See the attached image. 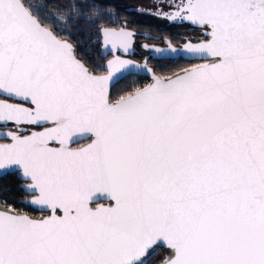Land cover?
I'll return each instance as SVG.
<instances>
[{"label": "snow or ice", "instance_id": "obj_1", "mask_svg": "<svg viewBox=\"0 0 264 264\" xmlns=\"http://www.w3.org/2000/svg\"><path fill=\"white\" fill-rule=\"evenodd\" d=\"M106 7L0 0V174L38 213L0 202V264H264V0L137 9L200 34L141 45L203 61L171 75L121 58L126 24L87 37L111 59H81ZM132 68L150 82L114 100Z\"/></svg>", "mask_w": 264, "mask_h": 264}, {"label": "trees", "instance_id": "obj_2", "mask_svg": "<svg viewBox=\"0 0 264 264\" xmlns=\"http://www.w3.org/2000/svg\"><path fill=\"white\" fill-rule=\"evenodd\" d=\"M103 3L111 5L112 7H106L102 9L103 15L99 18L96 26H86L84 24H81L79 35H74V39H81L83 41V44L81 47H79L78 51L85 54L81 57V59H85L86 62L90 65L101 64L105 61V59L99 56V44H90L87 40V37L89 35L92 36L93 40L97 39L94 33L97 32L101 25L103 27H119L122 23H125L127 25V28H130L138 33L137 37H135L134 39V41L136 42L135 45H137L138 47L140 46L138 42L141 39L148 40L142 37L143 35L150 36L156 39H158V37H164L162 40L166 43V40H169L167 37H171V34L177 29L170 28L171 26L165 28L160 27L158 22L152 21L150 19L149 15L145 16L138 12L129 10L125 2H111L103 0ZM173 24L178 25L181 28V31H185L187 27H191L186 23L183 25L176 23ZM165 32H167V34ZM184 40L185 38H180L179 41L183 42ZM181 66L182 65H179L176 61H174L173 63L161 64L159 72L161 73V75H171L172 73L179 70ZM130 76H132V78H128L129 76H127L110 89V94L114 100L127 91L144 86L146 82L145 78L134 75ZM6 187H8L9 193H7L8 191L6 190L8 189H5ZM17 196L18 192H15L13 190V181L10 179H6L5 184L0 186V198L6 201L7 204H13L15 205V207H17L15 202V197ZM159 257L160 256L156 254V258L151 261V264H157L160 259Z\"/></svg>", "mask_w": 264, "mask_h": 264}, {"label": "flooded vegetation", "instance_id": "obj_3", "mask_svg": "<svg viewBox=\"0 0 264 264\" xmlns=\"http://www.w3.org/2000/svg\"><path fill=\"white\" fill-rule=\"evenodd\" d=\"M170 28H177L176 31L171 34V37H167L172 42L174 47H178V48L181 47L183 45V43L186 42V38L190 39L193 43H196L200 39V34L197 33L196 31H194L192 29V27H187L185 29V31H181L180 30L181 28L178 25H175V27H170ZM165 33L167 34V32H165ZM163 38L164 37H158V39L151 38L148 40L141 39L138 42L140 44L139 47L137 45H135L136 42L134 41L133 52H132V55L130 58H132L138 62H141L142 59L145 57L146 58V64L148 66H150L151 68L155 69L156 73L159 75H161V73L159 72V68L161 67V64L173 63L174 61H176L179 65H182L181 68L179 70H177V71H180V70L185 69L189 66L203 62V61L194 59L191 56H183V55L176 57V58H173V59H159V58H156L154 53L149 52L146 49L141 47V45L148 44L150 46L165 48V47H167V45H166L165 41L162 40ZM180 38H185V40L183 42H180L179 41ZM128 78H132V76H129ZM145 80H146L145 84H147L148 80L146 78H145ZM0 142H3V141H0ZM6 179H10L13 181V190L15 192H18V196L15 197V202H16L17 208L21 209V211L28 212L31 215L38 216V213L33 211L31 208L22 206V200L24 199V197H23V193H21L18 190L21 186V182L18 180L17 176L14 174H11V173H5L2 177H0V186L5 184ZM5 189H8V187H6ZM6 191H8L7 193H9V189ZM3 201L4 200L0 198V202H3ZM94 206H98V205H94ZM156 254H158L160 257L166 256V252L163 249L158 250V252Z\"/></svg>", "mask_w": 264, "mask_h": 264}, {"label": "water", "instance_id": "obj_4", "mask_svg": "<svg viewBox=\"0 0 264 264\" xmlns=\"http://www.w3.org/2000/svg\"><path fill=\"white\" fill-rule=\"evenodd\" d=\"M122 25H125V23H122L119 27H109V28H116V29H119ZM129 31L133 32L134 33V36H133V43H134V39L135 37H137V34L136 31L130 29V28H127ZM99 30V29H98ZM97 30V31H98ZM142 37H145V35H143ZM132 52H133V48L132 50H130V53L129 54H126L124 53L123 51H121L120 53H118L121 58H124V59H129L131 61H133L134 63H139L141 65L145 64L146 63V58L144 57L142 59L141 62H138L131 57L132 55ZM110 53V46H109V49L108 50H104L103 49V45L102 43L99 44V56L103 59H111L112 56L109 54ZM105 62V61H104ZM203 63V62H202ZM197 65V64H195ZM195 65H192V66H189L187 68H191ZM150 67V66H149ZM183 70V69H182ZM182 70L180 71H177V72H181ZM130 75H134V76H139V77H142V78H146L148 80V83L150 82L151 80V74L150 73H147L146 70L144 69H136V68H132L131 70H123L122 73H117L113 79V81L111 82L110 84V89L113 88L120 80L124 79L125 77L127 76H130ZM159 75V74H158ZM147 83V84H148ZM146 85V84H145ZM144 85V86H145ZM143 87V86H142ZM4 174H0V177H2ZM100 203H107L106 201H104L103 199H101ZM34 216V215H32ZM159 264V263H158Z\"/></svg>", "mask_w": 264, "mask_h": 264}, {"label": "rangeland", "instance_id": "obj_5", "mask_svg": "<svg viewBox=\"0 0 264 264\" xmlns=\"http://www.w3.org/2000/svg\"><path fill=\"white\" fill-rule=\"evenodd\" d=\"M106 1H111V2H125L127 8L129 10H132V11H135V12H138L137 9L139 8H143V9H152L153 7V0H106ZM140 13V12H138ZM141 14V13H140ZM142 15H149L147 13H144ZM150 19L152 21H155V22H158L159 26L160 27H168V26H171V27H175V24L169 22L168 20H165V19H162V18H157V17H154L152 15H149Z\"/></svg>", "mask_w": 264, "mask_h": 264}]
</instances>
